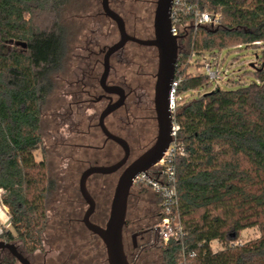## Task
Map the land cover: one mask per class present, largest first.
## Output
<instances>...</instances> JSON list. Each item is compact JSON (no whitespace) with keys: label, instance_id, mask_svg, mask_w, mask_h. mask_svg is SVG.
Instances as JSON below:
<instances>
[{"label":"trees","instance_id":"trees-1","mask_svg":"<svg viewBox=\"0 0 264 264\" xmlns=\"http://www.w3.org/2000/svg\"><path fill=\"white\" fill-rule=\"evenodd\" d=\"M71 1L0 0V199L10 216L0 239L20 241L30 254L44 250L49 202L58 187L48 159L37 160L35 152L44 148V106L56 87L55 77L66 66L71 32L63 15ZM198 2L222 17L215 26L195 29L191 16L183 14L178 24L177 69L182 78L175 119L184 152L176 155L175 167L184 235L167 242L157 235L164 215L161 196L134 183L132 187L150 189L158 203L159 220L142 232L155 233L163 264H264V0ZM249 47L256 50L255 62L244 73L252 78L239 82L231 74L234 87L217 84L207 91L213 81L189 69L191 57L199 63L208 52V59L221 66L223 50ZM61 222L66 264L87 259L88 243H96L107 261L102 239L79 213L63 214ZM252 227L259 236L239 241L240 233ZM214 241L221 247L214 249ZM17 262L8 249H0V264Z\"/></svg>","mask_w":264,"mask_h":264},{"label":"rangeland","instance_id":"rangeland-1","mask_svg":"<svg viewBox=\"0 0 264 264\" xmlns=\"http://www.w3.org/2000/svg\"><path fill=\"white\" fill-rule=\"evenodd\" d=\"M101 1L72 0L67 6L63 20L70 28L71 42L69 44L66 66L65 70L55 77L56 87L49 95L43 109L44 148L36 151L35 156L37 160L42 159L43 156L48 159L51 174L58 181V187L49 202V227L44 234L45 241L42 253H46L47 257H56L62 251L64 242L61 236H63V233L60 232L59 226L62 223L63 214L66 215L68 212H72V214L79 213L80 218H82L84 211L88 207L79 191L80 175L86 168L87 160L93 162L98 157L99 160L105 161L111 157L105 156L103 151L96 150L90 146L101 145L104 139V134L100 128L93 125L98 119L94 118L93 108L90 103L79 107L76 117L74 115L68 118L66 116L65 118L63 117L65 115L64 112L67 110L65 106L70 100L69 95L65 93V90L69 87L65 79L69 77L76 78V76L82 77L84 70L89 74L90 66L94 65V59L96 58L91 54V51L98 50L99 47L104 45H110L118 33L114 23L104 14ZM144 1L119 0L123 4L124 10H127L125 16L129 26L135 23L140 28V31L146 33L145 28H142L146 24H148V29L152 26L155 4L149 5L147 10L148 5ZM255 51L253 47L245 48L241 51L223 50L220 53V59L223 60L220 67L226 72L227 79L218 83L213 82L207 88V91L216 87L217 84L224 88L234 87L237 83L230 84L231 80H229V77L231 74H235L239 82L249 81L252 76H247L244 73V69L251 68V63L255 58ZM206 54L208 55V52ZM237 54H241L240 59L234 60ZM202 64V59L199 63L193 61L189 69L193 73H205L206 69ZM101 72L102 66L99 64L95 70V75L99 76ZM91 81L96 83L94 78ZM87 107L90 108L87 109ZM73 142H79L84 145L74 147L69 144ZM117 179V174L109 176L98 175L97 177H91L87 182L88 188L94 190L97 195V203L100 205L99 209L102 211L103 217L110 212V203ZM0 204L2 205L1 199ZM1 208L0 228L4 230V228H8L6 221H4L7 214ZM158 213V203L154 193L150 189L140 190L132 187L128 202L126 218L128 227L124 230V243L126 253L130 259L132 258L134 264H163L161 246L155 233H153L152 237L150 230L147 233L142 232V229L155 225L159 220ZM78 228L84 231L80 222L78 223ZM134 229L138 232L136 240L138 247L141 249L131 253L133 250L132 230ZM258 236L259 230L256 227H252L244 229L240 233L238 240L247 241ZM14 243L18 245L19 250L28 258L32 257L30 253L25 251L20 241H14ZM98 244L99 248L101 247L105 251L102 241L98 240ZM161 244L164 243L162 242ZM94 245L96 246V243ZM94 245L85 244L84 248L89 250L91 255H88L87 259H84L81 264H107L106 259L104 260L106 257H101L100 250L98 251ZM212 246L214 249H218L221 244L214 241ZM17 264L21 263L17 262Z\"/></svg>","mask_w":264,"mask_h":264},{"label":"flooded vegetation","instance_id":"flooded-vegetation-1","mask_svg":"<svg viewBox=\"0 0 264 264\" xmlns=\"http://www.w3.org/2000/svg\"><path fill=\"white\" fill-rule=\"evenodd\" d=\"M144 3H147L148 10L149 5L155 4L156 8L157 0H145ZM109 5L123 18L127 33L142 39H151L155 36L154 15L152 26H150L149 29L147 26L148 24L143 26L142 29L145 28V33L144 31H140V28L135 23L129 26V22L127 21L125 16L127 10H124L122 6L123 4L119 2V0H109ZM107 17L114 23L115 28L118 32L117 36L110 45H104L102 47H99L98 50L91 51V54H93L96 58L94 59V65L90 66L89 74L86 73V70H84L82 72V77L76 76V78L69 77L65 79L69 86L65 90V93L69 95L70 100L68 101L67 106H65L67 110L64 112L65 115L63 117L65 118L66 116L68 118L73 115L74 117H76L78 115L77 112L79 111L77 109L85 104L90 103L93 108L94 118L98 119V121H96L93 125L98 126L102 131V128L100 126V115L102 111L107 106L114 105L120 102L119 105H117V107H115L105 117V125L110 132L124 139L128 143L130 152L127 161L119 169L112 173H93L92 175H90L88 180L91 177H97L98 175L109 176L112 174H117L119 178V175L125 167H127L133 160L139 157L143 152H145L155 143L159 130V122L157 117L158 113L155 103V85L158 72V50L155 46L140 44L132 40L127 41L121 48L117 49L110 55L109 73L106 83L107 86L111 88H109V90H106L100 84V77L104 69L103 63L105 53L109 46L113 45L120 39V32L118 30L116 22L111 17ZM99 64H101L102 66V72L98 76L95 75V70ZM176 69L177 61L174 77ZM93 78L96 79V83H92L91 79ZM114 86L119 87L118 89H122V91H118L117 89L113 88ZM121 98H123L122 101ZM88 108L90 107H87V109ZM102 133L104 134L103 131ZM69 144L74 147L84 145L79 142H73ZM90 146H92L96 150L103 151L105 156L111 157L110 159L105 161L99 160L98 157L94 159L93 162L87 160L86 168L91 165H110L116 163L125 155L123 146L117 141L108 138L105 134L103 143L101 145ZM89 191L95 199L96 203V208L94 213L91 215V220L97 224L104 226L107 222L109 214L104 217L102 216V211L99 209L100 205L97 203L96 193L90 188ZM83 200L85 201L84 198ZM83 216L82 218H80L82 222ZM127 227V223H125L124 230ZM144 232L147 233L146 231ZM137 237V230H132V244L134 247H132L133 250L131 251V253H133L134 249L138 247L136 240ZM41 253V251L39 252V254L31 253L32 257L29 258L30 261L34 264H66L67 260H64V258L67 256V254L64 251L59 252L56 257H47L46 253Z\"/></svg>","mask_w":264,"mask_h":264},{"label":"water","instance_id":"water-1","mask_svg":"<svg viewBox=\"0 0 264 264\" xmlns=\"http://www.w3.org/2000/svg\"><path fill=\"white\" fill-rule=\"evenodd\" d=\"M172 5L173 0H157L154 14L155 36L151 39H142L127 33L123 18L110 7L109 0H102V8L105 14L116 22L120 32V39L109 46L105 53L103 63L104 69L100 77V84L103 88L106 90L111 88L108 87L106 83L109 73L110 55L121 48L127 41L132 40L144 45H153L158 50V72L155 85V103L159 122L158 136L155 143L125 167L119 175L111 201L109 217L104 226L91 220V215L95 211L96 203L89 191L87 181L93 173H112L116 171L128 159L130 152L128 143L110 132L105 125V117L117 107L120 102L107 106L102 111L100 115V126L108 138L117 141L123 146L125 155L122 159L110 165L89 166L82 172L79 179V190L88 205L83 216V222L89 230L102 239L106 248L108 264H132L125 251L123 230L126 223L128 200L131 188L134 184V178L140 172L147 170L159 161L172 141V111L169 91H171L172 88L179 51L178 36L173 34L171 30ZM113 88L122 91V89H118L119 87L114 86ZM122 99L123 98H121V101ZM0 249H8L21 264H34L21 250H19L18 245L14 242L0 239Z\"/></svg>","mask_w":264,"mask_h":264},{"label":"built area","instance_id":"built-area-1","mask_svg":"<svg viewBox=\"0 0 264 264\" xmlns=\"http://www.w3.org/2000/svg\"><path fill=\"white\" fill-rule=\"evenodd\" d=\"M183 14H189L191 16V24L196 29L201 25L210 24L212 26L221 22V12H212L207 9L201 8L198 0H173L171 10L172 20V33L179 35L178 24L180 17ZM203 65L206 69V74L213 82L225 81L227 74L221 69L220 66H216V62L212 59H208V55L203 53L201 55ZM194 58L189 59L190 63H193ZM181 74L176 69L175 77L173 79L172 88L170 91L171 111H172V141L168 148L164 152L162 158L154 165L145 171L140 172L134 178V183L146 184L151 187L152 190L159 193L162 199V211L163 218L156 225V230L161 239L167 242L171 237L178 238L184 235L183 224L178 212V191L176 183V167L175 157L179 153H183V145L177 139V130L179 124L175 119V107H176V89L181 81ZM3 230L0 228V233Z\"/></svg>","mask_w":264,"mask_h":264},{"label":"crops","instance_id":"crops-1","mask_svg":"<svg viewBox=\"0 0 264 264\" xmlns=\"http://www.w3.org/2000/svg\"><path fill=\"white\" fill-rule=\"evenodd\" d=\"M1 189H0V193H1ZM0 206L2 207H0L6 214H7V216H6V218H5V220L4 221H6V224L9 226V221H10V217H9V215H8V213H7V211H8V209L2 204H0Z\"/></svg>","mask_w":264,"mask_h":264}]
</instances>
